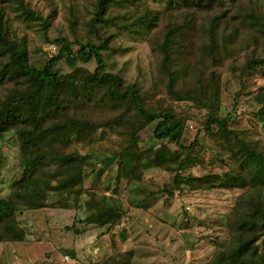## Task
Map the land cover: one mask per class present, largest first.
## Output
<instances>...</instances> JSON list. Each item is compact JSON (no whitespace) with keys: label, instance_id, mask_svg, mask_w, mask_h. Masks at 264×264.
Segmentation results:
<instances>
[{"label":"trees","instance_id":"obj_1","mask_svg":"<svg viewBox=\"0 0 264 264\" xmlns=\"http://www.w3.org/2000/svg\"><path fill=\"white\" fill-rule=\"evenodd\" d=\"M133 59L136 76L128 74ZM229 77L241 88L225 112ZM247 86L264 128V0H0V138L11 134L18 147L12 196L0 198V244L26 238L22 212L67 202L86 212V228L116 224L124 207L86 187L91 156L115 160L118 183L143 193L137 182L155 160L139 133L155 123L154 140L176 147L156 159L173 174L166 193L184 185L238 191L218 263L264 264V137L235 127ZM157 95L170 104L151 106ZM179 102L206 111L200 131L216 139L214 161L228 156V170L186 174L198 142H182L188 118L176 111ZM109 136L121 138L113 155L100 151ZM133 256L127 250L89 264H133Z\"/></svg>","mask_w":264,"mask_h":264},{"label":"rangeland","instance_id":"obj_2","mask_svg":"<svg viewBox=\"0 0 264 264\" xmlns=\"http://www.w3.org/2000/svg\"><path fill=\"white\" fill-rule=\"evenodd\" d=\"M44 50L50 55L54 53L53 47L46 46ZM139 50L135 51L139 53ZM123 62V59L119 60L120 64ZM130 64L128 74L136 76L139 64L136 65L134 59L130 60ZM240 88L235 77L225 81V112L233 109L236 91ZM248 92L247 86L237 107L235 127L250 129V135L254 137H264V128L255 115L260 107ZM168 104L169 100L157 95L151 106L161 110ZM175 109L188 118L183 144L188 146L198 142L195 150L197 158L187 167L186 174L200 176L228 170V156L223 162L214 161L218 150L216 139L200 131L206 111L187 102L177 103ZM135 115H132V120L143 125L144 120ZM154 128L155 123L139 133L141 149L149 152L155 160L144 170L143 182H137L139 188L145 189L143 193L131 191L133 186L126 179L122 178L118 183L115 160L106 165L104 158L101 161L98 154L91 156V165L96 166L95 169L90 166L86 187L117 199L124 207L125 214L116 224L86 228L80 221L85 219L86 212L68 202L61 204L64 206L60 208L24 211L18 218V226L25 231L26 238L0 244V264H89L127 250L134 252L133 264H219V254L228 241L227 215L238 191L220 188L191 190L184 185L173 195L166 193L164 189L171 183L173 174L161 168L156 159L165 151L174 156L170 151L176 147L166 141L154 140ZM120 144L121 138L109 136L100 151L113 155ZM74 149L86 153L89 146H75ZM103 167L107 169L99 175ZM17 174V142L13 135L6 134L0 138V198L12 196V183ZM142 196L146 206L135 204V201H141ZM75 229L83 230L78 233ZM70 252H74L75 256H71Z\"/></svg>","mask_w":264,"mask_h":264}]
</instances>
